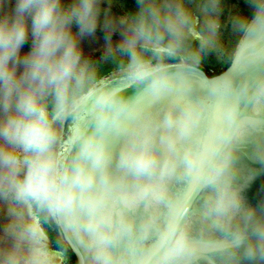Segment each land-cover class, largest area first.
I'll list each match as a JSON object with an SVG mask.
<instances>
[{
  "label": "clouds",
  "instance_id": "9594fccd",
  "mask_svg": "<svg viewBox=\"0 0 264 264\" xmlns=\"http://www.w3.org/2000/svg\"><path fill=\"white\" fill-rule=\"evenodd\" d=\"M262 175L264 0H0V264H264Z\"/></svg>",
  "mask_w": 264,
  "mask_h": 264
},
{
  "label": "water",
  "instance_id": "95a60500",
  "mask_svg": "<svg viewBox=\"0 0 264 264\" xmlns=\"http://www.w3.org/2000/svg\"><path fill=\"white\" fill-rule=\"evenodd\" d=\"M244 175H246V172L242 173L241 182H243ZM245 196L247 201L253 206L259 207L264 203V175L260 176L256 182L245 189Z\"/></svg>",
  "mask_w": 264,
  "mask_h": 264
},
{
  "label": "flooded vegetation",
  "instance_id": "af4514ba",
  "mask_svg": "<svg viewBox=\"0 0 264 264\" xmlns=\"http://www.w3.org/2000/svg\"><path fill=\"white\" fill-rule=\"evenodd\" d=\"M120 2L124 3L127 6H130L132 3V0H120ZM114 12L118 13L120 11L119 5H117L116 7H114L113 9ZM103 38V33L101 30H98L97 34L94 37L91 38H85L84 40V46L86 48V50H94L96 55H99L100 51H101V43ZM118 39V37H116ZM207 72H211V70L209 69H205ZM3 223V218L0 217V224Z\"/></svg>",
  "mask_w": 264,
  "mask_h": 264
},
{
  "label": "rangeland",
  "instance_id": "374dc122",
  "mask_svg": "<svg viewBox=\"0 0 264 264\" xmlns=\"http://www.w3.org/2000/svg\"><path fill=\"white\" fill-rule=\"evenodd\" d=\"M25 47L27 48V45H26ZM209 68H210V69H213V70L221 69L220 65H218V64L215 62L214 59L211 60V61L208 63L206 69H209ZM210 69H209V70H210Z\"/></svg>",
  "mask_w": 264,
  "mask_h": 264
},
{
  "label": "trees",
  "instance_id": "16d2710c",
  "mask_svg": "<svg viewBox=\"0 0 264 264\" xmlns=\"http://www.w3.org/2000/svg\"><path fill=\"white\" fill-rule=\"evenodd\" d=\"M222 69H219V70H213V71H211V72H209V74H211V73H215V72H219V71H221Z\"/></svg>",
  "mask_w": 264,
  "mask_h": 264
},
{
  "label": "crops",
  "instance_id": "0c3cea01",
  "mask_svg": "<svg viewBox=\"0 0 264 264\" xmlns=\"http://www.w3.org/2000/svg\"><path fill=\"white\" fill-rule=\"evenodd\" d=\"M210 69V68H209ZM211 71H213V69H210ZM219 70V69H218Z\"/></svg>",
  "mask_w": 264,
  "mask_h": 264
}]
</instances>
